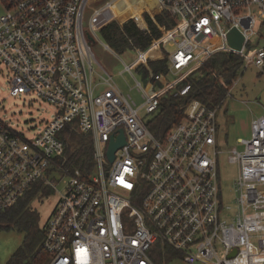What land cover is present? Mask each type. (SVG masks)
Segmentation results:
<instances>
[{"label": "built area", "instance_id": "2783aa9c", "mask_svg": "<svg viewBox=\"0 0 264 264\" xmlns=\"http://www.w3.org/2000/svg\"><path fill=\"white\" fill-rule=\"evenodd\" d=\"M156 1L176 20L170 29L159 26L157 49L173 50L162 49L168 73L147 64L157 59L151 54L125 62L143 98L138 105L94 57L87 37L90 31L98 39L109 20H117L106 16L96 23L122 0H3L0 64L12 71L10 94L33 92L56 111L31 137L0 118V211L38 184L56 189L43 241L47 264H157V243L188 264H264V113L253 117L249 138H238L243 149L228 150L229 162L238 165L231 203L221 199L219 184V106L188 101L182 120L165 136L147 125L164 96L189 93L191 83L184 80L216 52L238 53L264 73V33L255 39L264 0ZM131 19L148 29L136 18L126 21ZM233 28L244 36L240 49L229 42ZM142 63L145 73L136 69ZM134 69L147 78L145 86ZM169 73L176 79L168 81ZM68 125L91 139L90 170L59 162L65 152L60 132ZM121 128L126 143L110 161L109 143Z\"/></svg>", "mask_w": 264, "mask_h": 264}, {"label": "trees", "instance_id": "16d2710c", "mask_svg": "<svg viewBox=\"0 0 264 264\" xmlns=\"http://www.w3.org/2000/svg\"><path fill=\"white\" fill-rule=\"evenodd\" d=\"M151 1L128 0L129 5L125 11L119 12L122 9L121 6L114 12L118 14L117 16L122 22L136 18L140 24L144 25L141 18L142 10L148 11L152 15L156 13L154 6H151ZM139 5L141 7L138 10L136 7ZM145 17L148 23L147 30H141L133 20L125 22L122 26L115 21L109 23L101 30L105 43L119 55L135 51L136 48L144 49L154 39L162 35L159 26L163 29H170L176 22L175 17L167 11L157 14L155 20L148 14H145ZM156 43L157 41L145 50L153 57L159 55V52L156 51L157 45L154 46ZM148 60L151 61L150 64L155 72H169L167 57L161 60ZM243 64V57L238 53L216 52L204 63L202 73H199V68L184 80V84L191 83V89L187 95H166L161 99L159 107L147 118L148 127L157 136H165L173 125L182 120L185 104L194 98L201 100L211 108L220 106L227 96V89L221 83L220 78L226 84H232ZM136 69L144 71V73L146 71L143 63ZM60 137L65 142V152L59 162H65L66 165L80 168L82 171L90 170L93 162V146L90 137L70 125L60 132ZM38 185L28 190L10 208L0 211V228L15 226L25 233L22 244L15 250L7 264H47L49 260V255L43 247L45 225L49 216L41 223L39 212L30 204L36 191L43 188ZM177 255V251L162 243H157L153 249V258L157 264H168Z\"/></svg>", "mask_w": 264, "mask_h": 264}, {"label": "rangeland", "instance_id": "374dc122", "mask_svg": "<svg viewBox=\"0 0 264 264\" xmlns=\"http://www.w3.org/2000/svg\"><path fill=\"white\" fill-rule=\"evenodd\" d=\"M103 3H99L101 5ZM141 5L136 7L138 10ZM6 10L3 0H0V15ZM108 11V9L106 10ZM154 15L148 11H142L141 16L146 23L145 14L150 15L154 20L157 14ZM106 13H104V16ZM88 14H86L87 18ZM133 20V19H131ZM101 20H96L99 25ZM117 22V20L110 19V22ZM134 21V20H133ZM127 22V21H126ZM125 23V22H124ZM123 23V24H124ZM264 19L260 20L257 25L258 34L260 36L264 33ZM262 25V28H261ZM96 41L89 40L92 47L94 57L103 65L106 70L114 76V81L117 86L125 93H130L139 105L143 102L140 92L135 88V79L132 74L126 70L125 62L131 63L135 57L144 52L155 41L159 42V38L154 39L150 45L144 49L136 48L135 51H128L121 55L115 54L111 49L106 48L101 32H98ZM207 44V43H205ZM163 50H173L171 46H162ZM160 55V53H159ZM164 59V56L157 60ZM209 58H206L200 67L199 73L204 71V63ZM151 61L147 64L151 66ZM96 70H101L99 64L94 61ZM152 67V66H151ZM153 68V67H152ZM198 73V74H199ZM197 74V75H198ZM12 71L5 65L0 64V118L10 123L13 127L21 131L25 136L31 137L38 128L43 126L45 121L51 119L56 111L55 105L41 99L33 92L20 93L13 96L10 94L9 79ZM134 75L145 86L147 78L137 73L134 69ZM168 81L176 79V75L169 73L166 75ZM99 78L96 77V81ZM228 90V89H227ZM144 113V110L142 111ZM264 113V73L253 64H243L237 74L235 82L232 83V89L227 91L222 104L217 111V149L219 151L218 171L219 184L221 188V199L224 203H231L235 197L234 180L238 174V165L229 162L228 150L236 147L238 150L243 149V144L238 141L239 137L249 138L251 135V121L253 117ZM59 177V173H55ZM50 178H53L52 176ZM66 179V178H64ZM54 180L60 188L62 183H59L56 177ZM43 186V185H42ZM58 193L51 184H46L42 189L36 191V194L31 199L30 204L39 212L40 222L46 220L52 209L57 204ZM25 233L20 231L17 227L0 228V264H7L15 250L22 244ZM220 256H224V250L220 244H217ZM168 264H188L180 257H173ZM203 264V263H198Z\"/></svg>", "mask_w": 264, "mask_h": 264}, {"label": "water", "instance_id": "95a60500", "mask_svg": "<svg viewBox=\"0 0 264 264\" xmlns=\"http://www.w3.org/2000/svg\"><path fill=\"white\" fill-rule=\"evenodd\" d=\"M87 37L92 41H96L95 37L92 35L90 31H87ZM243 40H244V36L237 28H233L229 32V42L234 48L240 49L242 47ZM119 132H120V135L118 139H111L109 143V147L107 150V156L110 161L114 160L115 151L126 143V136H125L124 130L121 128ZM235 252H236V249L232 251L230 256H233Z\"/></svg>", "mask_w": 264, "mask_h": 264}, {"label": "bare ground", "instance_id": "6f19581e", "mask_svg": "<svg viewBox=\"0 0 264 264\" xmlns=\"http://www.w3.org/2000/svg\"><path fill=\"white\" fill-rule=\"evenodd\" d=\"M126 1H127V0H122L121 3H114V4L112 5V7L108 9V11H105V12H104V13H106V15L104 16V13H103L102 15H100V16L97 18V20H98V19L101 20L100 23H102V22L104 21V19H105L106 16H111V17L117 19L119 22H122V20L118 18V16H117L118 14H115L114 10H115L116 8H119V7L122 6V9L119 10V12H121L122 10L125 11V9L127 8V6H126L125 9H124L123 6L125 5L124 2H126ZM138 4H140V3H138ZM151 6H154V9L156 10V12L159 11V5H158V3H157L156 0H152V1H151ZM100 23H99V24H100ZM157 44H158V42H157L154 46H156ZM147 54H149L148 51L140 52V53L135 57V59L132 61V64L135 63L139 58H144Z\"/></svg>", "mask_w": 264, "mask_h": 264}, {"label": "crops", "instance_id": "0c3cea01", "mask_svg": "<svg viewBox=\"0 0 264 264\" xmlns=\"http://www.w3.org/2000/svg\"><path fill=\"white\" fill-rule=\"evenodd\" d=\"M146 24H147V26H148L147 21H146ZM113 51H114V50H113ZM156 51L160 53V55H158V56L156 57L157 59L163 56V54H162V49H157ZM114 52H115V51H114ZM115 54H117V53L115 52ZM117 55H119V54H117ZM47 217H48V216H47ZM46 219H47V218H46Z\"/></svg>", "mask_w": 264, "mask_h": 264}, {"label": "snow or ice", "instance_id": "6c2138e0", "mask_svg": "<svg viewBox=\"0 0 264 264\" xmlns=\"http://www.w3.org/2000/svg\"><path fill=\"white\" fill-rule=\"evenodd\" d=\"M130 187V185H128Z\"/></svg>", "mask_w": 264, "mask_h": 264}]
</instances>
